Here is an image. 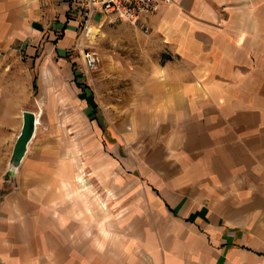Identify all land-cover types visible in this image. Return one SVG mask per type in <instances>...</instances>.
Here are the masks:
<instances>
[{
  "label": "crops",
  "instance_id": "1",
  "mask_svg": "<svg viewBox=\"0 0 264 264\" xmlns=\"http://www.w3.org/2000/svg\"><path fill=\"white\" fill-rule=\"evenodd\" d=\"M151 21L164 45L133 70L128 119L105 128L101 154L104 127L68 52L76 9L0 0V264H264V0H172ZM62 103L89 123L96 167L148 187L128 191L139 199L124 198L122 216L76 188L58 141H31L6 177L22 112L56 133Z\"/></svg>",
  "mask_w": 264,
  "mask_h": 264
},
{
  "label": "rangeland",
  "instance_id": "2",
  "mask_svg": "<svg viewBox=\"0 0 264 264\" xmlns=\"http://www.w3.org/2000/svg\"><path fill=\"white\" fill-rule=\"evenodd\" d=\"M153 16L149 15L141 19L136 25L122 21L114 15L96 17L94 29L96 34L84 42V47L97 56L96 65L91 69H87L81 60L80 47L76 46L77 36L74 44L68 48L70 54L76 53L80 57L83 83L90 108L95 109L104 127H102L104 144L101 154L103 152L107 154V148L110 147L105 143L109 141L105 128L110 124L125 122L128 119L133 102L132 97L137 86L133 81L137 76L133 70L156 62L164 45L162 40L164 34L151 21ZM137 79L136 81H139ZM73 106L68 107L62 103L58 107V124L61 127L59 132H47L42 122L36 125L35 138L31 140L34 143L30 145H36L40 140L58 141V143H50L53 145L55 161L60 160L65 172L72 170L76 188L79 191L100 192L102 205L108 206L110 201L113 204L116 203L117 211L115 210L114 213L116 217H120L124 214V198H127V204H129L128 198H131L132 203L139 199L134 196V193L128 195V191H138L139 187L136 184L141 186V191H149V189L140 181V177L134 174L135 172L125 174L126 172L118 166L114 169L106 162L96 167L97 163L94 162L92 155L97 151L91 148L92 140H90V147H86V141L93 136L92 130L87 127L89 123L82 118L80 109ZM141 149L140 143L135 147L134 155L141 156ZM10 157L11 154L5 166V174L6 177L14 179L23 159L15 171H8ZM73 161L75 163H72ZM132 162H135L134 158ZM74 166H76L75 170ZM112 191H116L115 195L109 194L113 193ZM125 191H127L126 196H124ZM3 192L5 191H1L0 194L2 195Z\"/></svg>",
  "mask_w": 264,
  "mask_h": 264
},
{
  "label": "built area",
  "instance_id": "3",
  "mask_svg": "<svg viewBox=\"0 0 264 264\" xmlns=\"http://www.w3.org/2000/svg\"><path fill=\"white\" fill-rule=\"evenodd\" d=\"M70 2L79 17L76 46L87 69L96 65L97 56L84 47L85 40L95 35L96 17L114 15L122 21L136 25L141 19L157 13L172 0H63ZM37 123V122H36Z\"/></svg>",
  "mask_w": 264,
  "mask_h": 264
},
{
  "label": "water",
  "instance_id": "4",
  "mask_svg": "<svg viewBox=\"0 0 264 264\" xmlns=\"http://www.w3.org/2000/svg\"><path fill=\"white\" fill-rule=\"evenodd\" d=\"M36 122L37 117L34 111L24 110L22 112V126L12 149L11 157L8 162V171H15L27 152L28 144L32 140L35 133Z\"/></svg>",
  "mask_w": 264,
  "mask_h": 264
},
{
  "label": "trees",
  "instance_id": "5",
  "mask_svg": "<svg viewBox=\"0 0 264 264\" xmlns=\"http://www.w3.org/2000/svg\"><path fill=\"white\" fill-rule=\"evenodd\" d=\"M33 87L36 88L35 80H34V82H33Z\"/></svg>",
  "mask_w": 264,
  "mask_h": 264
}]
</instances>
